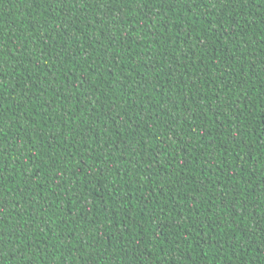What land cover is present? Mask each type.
Listing matches in <instances>:
<instances>
[{"label": "trees", "instance_id": "1", "mask_svg": "<svg viewBox=\"0 0 264 264\" xmlns=\"http://www.w3.org/2000/svg\"><path fill=\"white\" fill-rule=\"evenodd\" d=\"M0 136V264H264V0H0Z\"/></svg>", "mask_w": 264, "mask_h": 264}, {"label": "snow or ice", "instance_id": "2", "mask_svg": "<svg viewBox=\"0 0 264 264\" xmlns=\"http://www.w3.org/2000/svg\"><path fill=\"white\" fill-rule=\"evenodd\" d=\"M219 2L222 3V2H224V0H219ZM80 6H81V7H84V4L81 3ZM212 6L215 7V3H213ZM58 55H59V54H58ZM93 130H94V129H93ZM3 139H4V137H3V136H0V140H3ZM0 240H3V236H0Z\"/></svg>", "mask_w": 264, "mask_h": 264}]
</instances>
